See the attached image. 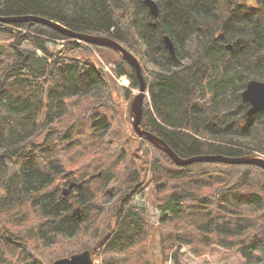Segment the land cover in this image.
Returning a JSON list of instances; mask_svg holds the SVG:
<instances>
[{"label": "trees", "instance_id": "trees-1", "mask_svg": "<svg viewBox=\"0 0 264 264\" xmlns=\"http://www.w3.org/2000/svg\"><path fill=\"white\" fill-rule=\"evenodd\" d=\"M143 1L0 0V16L118 42L142 68L141 127L180 158L264 159V116L248 115L241 100L249 81L264 83V0H154L157 17ZM0 31L14 39L0 43V264L93 250L100 264H184L182 248L195 259L220 249L264 264L261 168L179 167L143 137L135 149L110 74L64 50L116 56L111 72L137 89L117 52L38 22ZM147 176L156 223L133 200ZM71 182L82 186L64 196Z\"/></svg>", "mask_w": 264, "mask_h": 264}, {"label": "water", "instance_id": "water-1", "mask_svg": "<svg viewBox=\"0 0 264 264\" xmlns=\"http://www.w3.org/2000/svg\"><path fill=\"white\" fill-rule=\"evenodd\" d=\"M143 2L147 6L150 14H152L154 17H157L158 8L156 2L154 0H144ZM24 22L43 23L52 27L53 29L57 30L73 41L83 42L87 45L109 48L117 52L121 56V58L134 70V73L138 80V94L134 96L130 103V121L133 131L138 137H143L157 150L166 154L175 165L183 167L194 163H224L232 165H253L261 168L264 171V159L258 156L235 158L226 156H193L186 159L180 158L164 143L163 140H161L154 134L143 130V128L141 127L144 92L146 88L140 63L135 58V56H133L130 52L123 48L118 42L109 37L74 32L62 27L58 23H54L45 18L36 16H0V24H15ZM163 43L169 50V52L173 53V45L167 37H164ZM241 100L243 103H247L249 105V109L247 112L248 115L262 113L264 116V83L255 80L249 81L246 84L245 89L241 93ZM99 176L100 174H98V177ZM81 186V183L75 184L71 182L69 183L68 187L62 191V194L64 196H67L71 189L75 187L80 188ZM78 212V209L74 210V214H78ZM53 264H94L92 261V251H84L82 253L72 255L68 258L59 259L53 262Z\"/></svg>", "mask_w": 264, "mask_h": 264}, {"label": "rangeland", "instance_id": "rangeland-1", "mask_svg": "<svg viewBox=\"0 0 264 264\" xmlns=\"http://www.w3.org/2000/svg\"><path fill=\"white\" fill-rule=\"evenodd\" d=\"M10 40H14V39L11 36H9L8 33L4 31H0V43L8 42ZM46 45L50 49L60 48V44L55 45L53 43L48 42ZM64 53L66 55H70L73 58L87 60L93 64H96L104 68L107 67L110 70L112 68V65H114L113 63L115 62V60H117L116 56H113L112 54H107L105 52H102L101 54H96V53L91 54L81 49L68 50L67 48H65ZM118 80L119 79H115V80L112 79L109 81L111 86L112 96L113 99L116 101V103L119 105L120 110L122 112L123 129L131 137L132 145L136 149V147L139 145L138 144L139 138L135 135L132 126L130 124L129 111H130V103L134 98V96L137 95L138 90L129 89V85L128 88H125L121 85V82ZM148 178H149L148 176L144 178L142 189H140L138 193L134 195L133 200L134 202L142 204L147 209L151 222L156 223L159 218L158 215L159 210L151 205L152 192H151V187L149 186L148 183L149 181ZM63 188L65 189L66 186H63ZM181 252H185L181 258V262L184 264H241L242 263V260L236 253L225 252L220 249H215L213 255L207 256L203 259L193 258L187 252L186 248H182ZM96 262L99 263V261Z\"/></svg>", "mask_w": 264, "mask_h": 264}, {"label": "flooded vegetation", "instance_id": "flooded-vegetation-1", "mask_svg": "<svg viewBox=\"0 0 264 264\" xmlns=\"http://www.w3.org/2000/svg\"><path fill=\"white\" fill-rule=\"evenodd\" d=\"M69 182H70V180H69ZM68 184V183H67Z\"/></svg>", "mask_w": 264, "mask_h": 264}, {"label": "bare ground", "instance_id": "bare-ground-1", "mask_svg": "<svg viewBox=\"0 0 264 264\" xmlns=\"http://www.w3.org/2000/svg\"><path fill=\"white\" fill-rule=\"evenodd\" d=\"M174 53V52H173ZM76 188V187H75Z\"/></svg>", "mask_w": 264, "mask_h": 264}]
</instances>
